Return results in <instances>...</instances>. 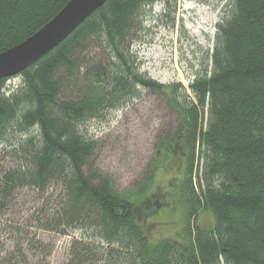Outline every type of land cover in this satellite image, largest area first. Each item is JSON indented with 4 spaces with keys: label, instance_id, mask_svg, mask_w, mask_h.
<instances>
[{
    "label": "trees",
    "instance_id": "16d2710c",
    "mask_svg": "<svg viewBox=\"0 0 264 264\" xmlns=\"http://www.w3.org/2000/svg\"><path fill=\"white\" fill-rule=\"evenodd\" d=\"M68 1L0 0V53L36 33ZM157 2L171 11L176 4L106 0L56 47L0 79V143L19 160L0 176V212L22 188L42 195L34 227L77 233L64 264H264V0H228L207 65L188 90L138 72L132 41ZM13 77L20 81L7 86ZM139 87L166 93L178 121L157 142L145 178L118 193L95 169L97 143L80 127L139 99ZM179 147L186 224L151 243L143 218L167 204L166 193L152 189L153 173L158 157ZM47 191L56 198L46 202ZM203 209L214 216L212 228L195 222ZM38 245L41 251L28 244L40 251L37 264H49L46 244ZM8 257L10 264H28Z\"/></svg>",
    "mask_w": 264,
    "mask_h": 264
},
{
    "label": "rangeland",
    "instance_id": "374dc122",
    "mask_svg": "<svg viewBox=\"0 0 264 264\" xmlns=\"http://www.w3.org/2000/svg\"><path fill=\"white\" fill-rule=\"evenodd\" d=\"M227 4L228 0H176L172 11L171 4L152 5L132 41L138 72L160 84L180 83L188 90L189 81L207 65L216 26ZM19 81L18 77H13L6 84L13 87ZM138 90L139 99L116 106L100 117L87 119L80 127L97 143L95 169L110 177L118 193H126L145 178L156 154L157 142L166 134H172L178 121L166 93L140 87ZM179 148L168 156L160 155L153 173L152 189L160 188L165 192L167 204L143 218L151 243L175 236L186 224L188 205L182 201L179 191L185 175V149ZM194 162L193 182L197 185L199 161ZM18 165L13 149L7 143H0V176L4 170ZM57 192L47 191L46 202L56 198ZM11 200L0 212V264H10L7 258L11 255L17 256V262L23 256L28 264H37L42 250L39 243L46 244L49 250L44 253L49 264H64L76 231L62 234L34 227L36 222L32 217L45 203V198L32 188L18 190ZM195 222L212 228L215 219L210 210L203 209L195 215ZM29 243L40 251L30 250Z\"/></svg>",
    "mask_w": 264,
    "mask_h": 264
},
{
    "label": "water",
    "instance_id": "95a60500",
    "mask_svg": "<svg viewBox=\"0 0 264 264\" xmlns=\"http://www.w3.org/2000/svg\"><path fill=\"white\" fill-rule=\"evenodd\" d=\"M106 0H70L41 29L29 38L0 53V79L28 67L62 42L83 20Z\"/></svg>",
    "mask_w": 264,
    "mask_h": 264
}]
</instances>
